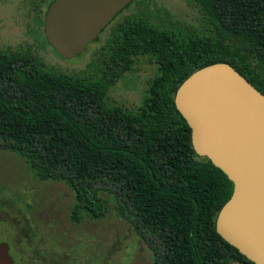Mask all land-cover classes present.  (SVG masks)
<instances>
[{
  "label": "trees",
  "instance_id": "16d2710c",
  "mask_svg": "<svg viewBox=\"0 0 264 264\" xmlns=\"http://www.w3.org/2000/svg\"><path fill=\"white\" fill-rule=\"evenodd\" d=\"M189 1L200 28L169 16L162 25L143 16L116 22L97 58L76 73L0 47V149L39 180L70 187L73 223L104 219L108 194L154 264H254L217 232L234 184L195 152L175 97L194 73L221 63L264 95V0ZM38 21L44 26L43 13ZM40 38L49 46L43 30ZM141 60L155 71L140 105L111 104L110 90Z\"/></svg>",
  "mask_w": 264,
  "mask_h": 264
},
{
  "label": "rangeland",
  "instance_id": "374dc122",
  "mask_svg": "<svg viewBox=\"0 0 264 264\" xmlns=\"http://www.w3.org/2000/svg\"><path fill=\"white\" fill-rule=\"evenodd\" d=\"M39 0H0V47L31 50L47 67L58 72L85 70L97 58L115 23L134 16L148 17L157 25L169 16L173 22L198 29L202 17L189 0H136L106 28L96 43L73 59H63L40 38L39 23L47 5ZM155 66L141 60L137 72L125 77L108 95L111 104L125 109L140 105ZM108 215L101 220H70L74 193L61 181H41L13 152L0 149V243L10 247L16 264H154L152 251L134 229L116 214L113 198ZM1 210V205H0ZM2 211H0L1 213ZM239 264V263H233Z\"/></svg>",
  "mask_w": 264,
  "mask_h": 264
},
{
  "label": "water",
  "instance_id": "95a60500",
  "mask_svg": "<svg viewBox=\"0 0 264 264\" xmlns=\"http://www.w3.org/2000/svg\"><path fill=\"white\" fill-rule=\"evenodd\" d=\"M136 0H55L44 33L63 59L83 54ZM195 152L234 184L216 223L218 234L254 264H264V95L229 64L189 77L175 97ZM0 264H16L0 243Z\"/></svg>",
  "mask_w": 264,
  "mask_h": 264
},
{
  "label": "flooded vegetation",
  "instance_id": "af4514ba",
  "mask_svg": "<svg viewBox=\"0 0 264 264\" xmlns=\"http://www.w3.org/2000/svg\"><path fill=\"white\" fill-rule=\"evenodd\" d=\"M44 34H45V33H44ZM0 205H1V210H0V211H2V212L0 213V219H2L3 216H1V215H2V213L4 212L5 206L3 205V203H1Z\"/></svg>",
  "mask_w": 264,
  "mask_h": 264
}]
</instances>
